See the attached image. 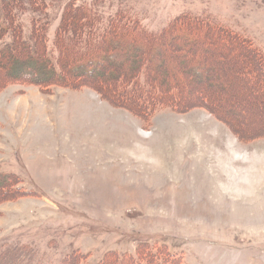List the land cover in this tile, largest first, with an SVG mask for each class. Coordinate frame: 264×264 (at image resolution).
<instances>
[{
	"label": "rangeland",
	"instance_id": "obj_1",
	"mask_svg": "<svg viewBox=\"0 0 264 264\" xmlns=\"http://www.w3.org/2000/svg\"><path fill=\"white\" fill-rule=\"evenodd\" d=\"M30 1L24 0L17 21L23 23L20 38L3 37L0 51L22 34L32 46V19L48 23L51 51L72 0ZM79 4L93 9L100 35L119 14L148 32L187 14L250 39L264 55V0H76ZM220 39L201 50L202 58L208 49H222L227 54L206 66L227 62L232 69L201 89L219 103L223 119L205 108L142 106L138 100L129 109L90 86L0 84V172L19 176L25 189L38 192L0 204V253L26 246L37 259L60 262L77 249L87 254L81 264H96L108 250L136 254L147 243L139 249L154 253L151 264H264V87L254 82L249 58L241 59ZM126 41L121 34L120 45ZM129 50L119 52L130 57ZM161 51L166 60V48ZM7 58L0 79L16 74L10 67L17 59ZM167 67L153 70L188 96L180 81L187 73L172 62ZM144 82L134 88L145 89ZM199 92L194 88L189 96Z\"/></svg>",
	"mask_w": 264,
	"mask_h": 264
},
{
	"label": "trees",
	"instance_id": "obj_2",
	"mask_svg": "<svg viewBox=\"0 0 264 264\" xmlns=\"http://www.w3.org/2000/svg\"><path fill=\"white\" fill-rule=\"evenodd\" d=\"M33 2L38 4L37 0L30 1L31 4ZM24 4V0H0V40L7 35L11 37L16 35V38H20L23 23L17 21L23 14ZM67 5L65 14L55 30L51 51L48 50V23H39L35 19L31 21L29 34L32 37V46L28 45L30 42L22 40L24 37L22 34L21 41L17 39L15 45L7 44L1 47L0 71L6 66L7 57H15L17 61L10 67V71H16V74L1 78L0 84L27 82L45 89H49L51 85L90 86L103 93L112 104L117 102L129 109L132 101L138 100L142 106L159 104L175 109L179 106L184 109L205 108L223 119L220 113L224 112L218 107L219 103L213 101L207 90L201 89L203 84L220 76L223 78V69H232L227 62H222L225 63L224 66L213 67V70L206 66L210 61L226 55L227 51L211 48L208 49V57L202 58L204 53L201 50L222 38L223 45L230 47V51L235 50L241 59L249 58L248 62L253 63L250 68L252 75L254 78L257 76L254 82L258 81L264 87V55L261 50L254 46L250 39L214 26L208 20L183 14L172 20L168 26L156 32H148L141 29L136 19L123 20L124 17L119 14L110 23V29L100 35L97 33L98 30H95L98 19L94 17L95 13L90 6L76 5V0L70 1ZM196 33H200L202 37L198 38L194 35ZM121 34L128 37L124 46L130 48L132 55L130 57L129 54H124V51L119 52L124 48L119 42ZM162 47L166 48V60L161 56ZM24 49L30 54H25ZM184 53L186 56L201 58L182 60ZM24 55L27 57L24 58ZM171 62L181 72L187 73L180 75V81L187 85L186 91L189 95H192L194 88H199L198 95L192 97L183 95L176 82L168 77L161 78L154 72L153 66L161 72H167V66ZM143 79L146 82L145 89L134 88ZM165 81L172 82L173 87L168 85L163 87ZM116 87L124 90L123 94L115 92ZM106 92L109 95H106ZM122 95L128 96V101H124ZM261 97L264 98V94H261ZM137 113L142 114L140 111ZM21 181V178L13 173L0 172V204L23 196L38 195V192L25 189L20 184ZM140 247H147V243L139 245L136 254L108 250L96 264H151V255L154 253L141 252ZM37 257V252L30 250L29 247L13 245L0 253V264H81L87 254L77 249L72 250L60 262H46L45 259Z\"/></svg>",
	"mask_w": 264,
	"mask_h": 264
},
{
	"label": "bare ground",
	"instance_id": "obj_3",
	"mask_svg": "<svg viewBox=\"0 0 264 264\" xmlns=\"http://www.w3.org/2000/svg\"><path fill=\"white\" fill-rule=\"evenodd\" d=\"M221 50H222V49H221ZM217 51H218V50H217ZM224 52H225V51H224ZM212 67H213V66H212ZM212 67H211V68H212ZM212 70H213V69H212ZM224 94H225V93H224Z\"/></svg>",
	"mask_w": 264,
	"mask_h": 264
}]
</instances>
